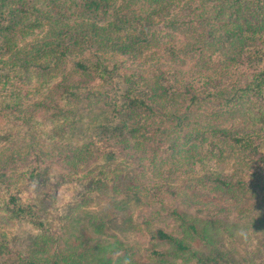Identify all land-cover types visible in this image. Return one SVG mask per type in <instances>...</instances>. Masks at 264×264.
Wrapping results in <instances>:
<instances>
[{"label": "trees", "instance_id": "16d2710c", "mask_svg": "<svg viewBox=\"0 0 264 264\" xmlns=\"http://www.w3.org/2000/svg\"><path fill=\"white\" fill-rule=\"evenodd\" d=\"M183 4L186 7L181 14L171 16L166 30L157 27ZM178 52L190 62L189 70L181 71L185 75L177 77L182 64L179 61L184 60ZM227 78L232 83L220 85ZM123 79L128 87L115 92ZM53 80L52 91L42 100L24 102L26 85L32 83L38 92ZM149 80L154 83L148 84ZM93 82L101 88L88 87ZM85 87L89 89L87 103H82V108L81 104L72 105L71 99L76 100ZM99 101L107 107L109 121L98 127L102 139L108 138V133L116 137L118 152L144 146L157 151L158 147L149 143L157 144L154 135L143 136V131L168 136L170 129L175 133L188 126L187 117L195 121L205 116L215 121L221 118V112L245 114L247 108L251 112L255 106L260 109L264 104V0H0V120L7 126L0 131L4 144L11 143V124L33 128L41 133L37 138L67 136L77 120L86 117L84 111ZM177 102L181 103L182 117L171 112ZM38 113L47 116L48 130L44 121H36ZM198 124L176 136L168 149L192 160L194 156L187 154L202 143L211 154L222 153L227 147L252 153L260 163L264 160V153L259 152L264 129L232 134L216 127L210 131L213 141L196 137L195 143L183 147L189 133L198 136L205 132ZM55 148L64 158L71 155L72 163L83 158V151ZM24 150L28 154L33 149L20 147L8 153L3 148L0 168L16 174L17 167L10 164ZM33 153L37 160L40 153ZM38 168L37 162L27 168L24 176L28 182L35 181ZM17 178L20 180L21 175ZM0 182L3 190L9 191L10 186ZM213 182L217 184L214 190L225 189L220 185L229 187L219 177ZM227 192L235 191L229 187ZM0 209L10 218L27 219L40 232L36 257L26 262L23 259L24 264H114L122 260L125 264H141L127 252L115 260L109 257L116 243H98L91 259L63 253L37 220L33 206L21 204L15 195H8ZM259 222L264 224V214ZM214 229L213 223L203 227L200 237L206 244L213 242L210 236ZM154 237L173 251L149 249L147 264H175L176 259L189 255L183 240L162 230H157ZM192 254L199 264H209L208 258H223L211 253L206 259L196 250Z\"/></svg>", "mask_w": 264, "mask_h": 264}, {"label": "rangeland", "instance_id": "374dc122", "mask_svg": "<svg viewBox=\"0 0 264 264\" xmlns=\"http://www.w3.org/2000/svg\"><path fill=\"white\" fill-rule=\"evenodd\" d=\"M185 7L183 4L175 8V13L172 11L173 14L166 16L157 27L166 30L164 27L171 16L181 14ZM178 54L184 60L179 61L182 64H179L181 70L177 77L185 75L181 71L189 70L190 62L182 52ZM229 79L220 81V85L232 83ZM55 83L53 80L38 92L32 83L26 85L24 102L32 104L42 100ZM153 83L154 80L150 85ZM88 87L99 90L101 85L93 82ZM88 87L80 91L76 100L71 99L72 105L84 107L82 103H87ZM126 87L128 84L123 79L115 92H122ZM103 103L99 101L88 112L84 111L86 117L77 120L69 130L70 134L60 139L44 135L37 138L41 133L32 131L33 128L28 131L11 124V143L4 144L0 131V152L6 148L11 153L23 147L40 153L37 160H34L33 150L28 154H24V150L15 157L10 167H17L16 174L11 170L5 172V167L0 168V181L10 186L9 191H5L0 182V205L10 194L21 204L32 205L53 245L63 253L84 255L85 259L96 255L98 243H116L113 252L108 254L113 260L127 252L135 261L147 264L149 249L173 251V247L161 245L162 242L154 237L157 230H162L183 240L189 248L186 251L189 255L176 259L175 264H199L193 258L195 250L206 259L211 253L222 255L221 259L208 258L209 264H264V224L259 222L264 214V160L260 163L251 152V155L247 151L240 153L227 147L222 148V153L211 154L208 153L210 150L205 151L202 143L197 145V150L187 154L194 156L192 160L189 156L182 157L186 154L172 153L173 148L168 149L169 145L173 147L172 140L187 133L195 122L205 132L198 136L189 133L183 145L185 148L195 143L196 137L213 141L210 131L216 127L232 134L264 129V104L260 109L255 106L254 112L247 108L245 114L221 112V118L215 121H208L205 116L195 121L187 117L188 126L175 133L170 129L172 133L168 136L145 130L143 136L154 135L157 144L149 143L153 148L157 146V151L144 146L118 152V139L109 137L110 133L108 138L102 139V130L98 128L109 123L107 107L103 108ZM173 106V115L182 117L181 103ZM47 120L45 115H36V121H44L48 130L50 123ZM5 126V120L1 119L0 128ZM260 142L259 152L263 154L264 141ZM56 146L83 151V158L80 161L74 159L75 163H72L71 155L65 154L70 155L66 158L58 155L61 150ZM36 162L39 175L30 183L24 173ZM17 175H21L20 180ZM218 177L235 192L228 193L226 185H220L225 188L223 190H214L217 184L213 180ZM212 223L215 225L210 236L213 242L206 244L200 235L203 227ZM40 236L33 223L25 218H10L0 209V244L2 242L3 246L0 247V264H24L23 259L26 262L35 258Z\"/></svg>", "mask_w": 264, "mask_h": 264}]
</instances>
